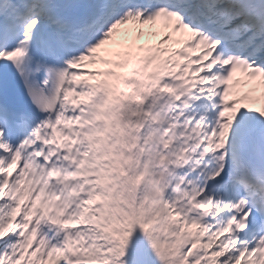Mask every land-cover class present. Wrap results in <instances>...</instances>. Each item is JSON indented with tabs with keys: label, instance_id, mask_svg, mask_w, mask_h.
<instances>
[{
	"label": "snow or ice",
	"instance_id": "obj_1",
	"mask_svg": "<svg viewBox=\"0 0 264 264\" xmlns=\"http://www.w3.org/2000/svg\"><path fill=\"white\" fill-rule=\"evenodd\" d=\"M0 264H264V0H0Z\"/></svg>",
	"mask_w": 264,
	"mask_h": 264
}]
</instances>
